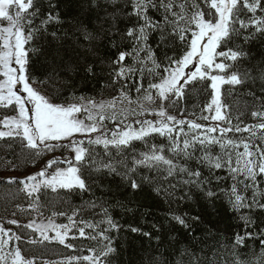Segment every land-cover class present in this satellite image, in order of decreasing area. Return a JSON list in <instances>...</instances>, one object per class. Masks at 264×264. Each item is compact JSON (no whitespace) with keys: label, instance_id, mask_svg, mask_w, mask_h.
<instances>
[{"label":"snow or ice","instance_id":"obj_1","mask_svg":"<svg viewBox=\"0 0 264 264\" xmlns=\"http://www.w3.org/2000/svg\"><path fill=\"white\" fill-rule=\"evenodd\" d=\"M202 3L206 7H201V0H182L180 3L177 0H70L71 15L65 21L61 19L60 12L53 14V9L58 5L53 4L52 0H47V8L44 0H0V20L7 21V26H0V105H14L18 111L16 116L4 118L2 123L8 131H0V137L22 135L30 149L35 150L43 145L46 150L54 151L60 146L71 147L75 153L74 161H64L68 164L66 168L57 167L49 174L48 170L59 163L53 158L39 172L20 180L29 195L38 193L41 187L51 188L54 192L65 189L81 194L92 193L94 189H101L104 178L111 175L120 176L125 186L133 191L141 189L144 183L155 185L153 190L167 200H171L177 189L183 191L186 188L187 191L179 199H190L199 194L210 200L226 196L234 211L253 207L264 209V202L257 199L258 195L264 198V192H258L256 184L257 176L264 175V145L252 143L257 132L264 131V60L253 63L255 57L246 50V46L253 40L264 37V0H202ZM155 14H159V17ZM122 22L125 24L123 29L120 27ZM65 24L68 26L66 31L48 33L50 26L63 27ZM69 32L75 37L74 47L69 46L74 58L70 57L65 62L60 57V71L95 76L98 67H106L113 85L123 81L118 96L107 102L97 103L94 99H89L84 103L65 105L51 102L32 86L38 81L32 80L28 74L30 50L26 45L47 39L48 36L53 41H63ZM116 37L120 38L119 42ZM152 37H155V48L150 43ZM105 39L116 49L114 59H104L98 55V45ZM126 39L131 40L132 47L121 51ZM177 39L183 46V54L169 56L167 50L175 45ZM62 48L63 45L57 47V57ZM158 51L161 56H158ZM129 57L132 58L134 67L127 65ZM137 72L140 74V82L130 85L127 82L129 77L135 76ZM148 77H151V81L144 88L143 80ZM197 80L211 81L212 103L216 105L215 115L202 118L226 121L229 124L231 121L222 115L219 104L221 85L245 86L249 80L253 83L261 82L262 95L256 97L252 93L260 107L253 110L251 115L262 122L244 128L235 127V132L249 133L247 140L237 142L225 139L224 134L233 131L231 127H205L169 114L166 107L168 101L173 97H183L186 86ZM132 87H135L138 94L144 93V101L159 102L160 106L156 109L144 108L138 99L136 103L140 110L132 109L130 105L133 100L128 91ZM79 99L84 101V97ZM124 99L128 100L129 108L122 109L119 116L127 119V112L129 115H154L157 119L134 121L140 125L138 129L131 124L121 129L120 124H117L109 138L102 131L104 122L117 119V101L122 102ZM207 107L211 109V105ZM85 113L90 123L79 118V115ZM185 124H188L189 129L204 128L205 131L189 138V133L183 128ZM178 125L180 127L177 129ZM217 130L221 133L219 138L211 135ZM76 133H100L94 139L89 136L87 143L102 144L106 149L104 159H96L93 149L83 147L84 140H74ZM152 133L166 136L168 146L153 145L148 152L140 153L139 156L133 154L131 159L125 156L132 141L145 139ZM61 141L67 143L59 144ZM214 145L220 146L221 153L213 154ZM109 146L116 151L113 153ZM241 146L243 152L234 151ZM198 152L201 154L197 155ZM224 167L232 173L234 183L231 189L213 191V170ZM145 168L148 169L147 175L141 174ZM204 168L209 170V175L204 174ZM240 176L244 178L239 181L244 185L243 190L239 189L237 183V177ZM215 179L221 178L216 176ZM14 180L15 178H10V182ZM249 188L252 189L250 201L243 194ZM117 203L120 207H125L123 202ZM113 207L115 205L110 201L99 197L78 207L68 217L69 225H57L50 220L48 224H29L27 227H34L44 240L50 239L47 231L51 229L55 232L52 239L65 244L71 227L77 226L74 217L91 212L93 219H81L79 224L83 226L78 228V232L79 237L95 241L97 246L88 248V255L72 259L87 264H112L111 254L116 249L112 247V237L108 233L121 228L111 215L110 208ZM96 216L100 219H95ZM171 219L190 232L193 224L198 227L200 221L199 216L189 217L186 213H173ZM239 219L243 234L236 232L230 247L219 246L230 254L223 258V264H264V228L254 233L251 229L256 228V225L251 217L240 216ZM9 223L17 224V221ZM105 224L107 228L103 227ZM86 229H90L93 234H87ZM130 231L141 232L137 227H130ZM12 235L14 234L10 235L0 227V236H9L11 239ZM142 235L151 237L150 232H143ZM254 235L260 237L261 252L252 253L249 258L243 250L248 248L247 241ZM15 238L20 239L19 236ZM8 243V240L0 238V264H9V260L11 264H32L31 261H25L19 248L14 252H5ZM67 247L71 248L73 245L68 244ZM200 252L203 253L204 250L201 249ZM218 255L215 251L214 258L192 253L191 264H201L202 259L206 264H219L215 258Z\"/></svg>","mask_w":264,"mask_h":264},{"label":"trees","instance_id":"obj_2","mask_svg":"<svg viewBox=\"0 0 264 264\" xmlns=\"http://www.w3.org/2000/svg\"><path fill=\"white\" fill-rule=\"evenodd\" d=\"M44 2L47 8V0H44ZM180 2L182 0H177V3ZM52 3L58 5L57 8L53 9V14L60 12L62 20L67 21L70 19V0H52ZM201 7H206V5H203L202 0ZM155 15L157 18L159 17V14ZM36 23L39 24V21H36ZM0 26H7V21L0 20ZM67 27V24L63 27L52 25L48 28V33L52 31L62 33L67 30ZM120 27L121 29L125 28V24L122 22ZM74 39L75 37L69 32L68 37L63 41H53L48 36L47 39L37 40L26 45V48L30 50L28 74L32 80L38 81L32 86L53 103L65 105L84 103L89 99H94L99 103L110 101L112 97L118 96L123 81L121 84L113 85L109 69L106 67L103 69L98 67L95 76H85L82 72L63 73L60 71V57H63L65 62L69 61L70 57L74 58V53L69 50L70 45L74 47ZM119 39V37H116L118 42ZM150 43L153 48L156 47L155 37L150 39ZM60 45H63V48L60 51V56L57 57L55 52ZM131 47V40L126 39L124 47L120 50H130ZM32 49H38V51H31ZM183 50V46L177 39L175 45L167 50V54L169 56L173 54L180 56L183 54ZM246 50L250 51L251 55L255 57L253 63L264 60V37L253 40L246 46ZM80 54L83 55L82 52ZM116 54V49L111 47L107 39L98 45L99 57L114 59ZM158 56H161L159 51ZM97 63L99 64V61ZM126 63L129 66H135L131 57L127 58ZM57 73L59 74L57 75ZM49 76H51L50 80L48 79ZM39 81L46 82L39 83ZM150 81L151 77L143 80L144 88L148 87ZM127 82L130 85L140 82L139 72L135 76H130ZM261 86L260 81L253 83L251 80L245 86L221 85L219 104L221 105L222 115L226 117V120H230L231 124L226 121H212L210 118L207 120L202 118L215 115L216 105L212 103L213 89L210 80H197L187 85L183 97L179 99L173 97L168 101L166 107L169 114L177 117V119L191 121L205 127H231L233 131L225 133V139H233L239 142L240 140H247L249 133L235 132V127L244 128L262 122L251 115L253 110L260 107L259 101L254 100L252 93H255L256 97H260L262 95ZM128 91L133 100L130 105L132 109L140 110L136 103L138 99L144 108H157L155 106L159 102L150 105L149 102L143 100L144 93L138 94L135 87ZM153 95L155 96V93ZM79 97H84V101H81ZM116 105L120 108V111L129 108L127 99L122 102L118 100ZM208 105H211L210 110L207 107ZM15 111L14 105L7 107L0 105V131L7 130L2 121L5 117L15 116ZM125 114L127 119L123 123H120L121 116L119 114L115 121L106 120L103 125L106 129L104 134L110 138L116 124L123 126L126 121L132 126H137L139 124L134 123L136 120H147L146 117L157 119L156 116L148 114L129 115L127 112ZM179 127L178 125L177 129ZM183 128L186 133H189V138L191 135H201L205 131L204 128L199 130L189 129L188 124L183 125ZM211 135L219 138L221 133L217 130ZM252 143L264 145V131H258L257 136L252 138ZM168 144L169 141L166 136L152 133L145 139L132 141L131 147L125 151V156L131 159L133 154L139 156L140 153L148 152L153 145L159 147L160 145L168 146ZM83 147L93 149L96 159H104L106 149L102 144L89 145L86 140ZM109 147L111 149V146ZM213 149V154H219L222 151L219 145H214ZM111 151L114 153L116 150L111 149ZM234 151L243 152V147L241 146ZM48 152L43 145L35 150L28 148L27 141L23 139L22 135L0 137V227L10 235L14 234L11 239H9V236H0V238L9 241L4 249L5 252H14L16 248H19L25 261H31L32 264H87V262L72 258L88 255L87 249L97 246L95 241L79 237L78 232V228L83 226L79 224V221L81 219H93V213H82L74 217L77 220V226L71 227L65 244L52 239L55 232L51 229L47 231L50 239L44 240L39 231H36L34 227H27V225H44L48 224L50 220L57 225H69L68 217L72 216L78 207L86 201L99 197H103L104 200H108L115 205V207L110 208L111 215L121 225L119 231L111 230L108 233L112 237V247L116 249V252L111 254L112 264H177V262L179 264H191L192 253L201 255V257L214 258V251L219 254L218 257H215L218 259L219 264H223V258L230 254L219 246L230 247L234 234L236 232L243 234L244 230L239 219L240 216L251 217L256 225V228L251 229L254 233L264 228V209L253 207L251 209L243 208L239 212L234 211L226 196H218V198L210 200L199 194L193 195L190 199H179L187 191L186 188L183 191L177 189L171 200H167L153 190L155 185L144 183L141 189L133 191L125 186V182L122 181L120 176H106L101 189H94L92 193L81 194L78 191L71 192L65 189H57L54 192L51 188L41 187L38 193L29 195L24 190V185L19 181L44 168L47 161L53 159L55 152L56 155L62 156L63 149L60 147V149H55L54 152ZM200 154L197 153V155ZM65 155L66 157L70 156L66 160L74 161L72 158L74 155L71 152L67 151ZM56 159L59 163L48 170L49 174L54 172L57 167H68V164L64 163L65 160ZM233 160H235V156H233ZM203 171L206 176L209 175L207 168H204ZM141 174L147 175L148 169H142ZM216 176L221 179L216 180ZM10 178H15V180L10 182ZM243 179V176L237 177V183ZM233 183L232 173L227 167L213 170L211 185L213 191L231 189ZM256 184L258 192H264V175L257 176ZM239 189H244L243 183H239ZM243 194L250 201L252 189L249 188ZM257 199L264 202V198L259 195ZM117 202H123L125 207H120ZM59 213H64V215H59ZM173 213L177 215L186 213L189 217L199 216V226L197 227V224L194 223L191 232L185 230L171 219ZM95 219H100V217L96 216ZM12 220H16L17 224L9 223ZM153 225H156V227H153ZM103 227L107 228L108 226L105 224ZM130 227H137L141 232H131ZM143 232H150L151 237L142 235ZM86 233L93 234L90 229H86ZM16 236H19L20 239L17 240ZM73 237H76V239H73ZM259 239V235H254L252 239L247 241L248 248L243 251L249 258H251L252 253L259 254L261 252ZM68 244H72L73 247H67ZM201 249L204 250L203 253L200 252ZM181 253H183V256H181ZM9 264H11V260H9ZM201 264H206V262L202 259Z\"/></svg>","mask_w":264,"mask_h":264},{"label":"rangeland","instance_id":"obj_3","mask_svg":"<svg viewBox=\"0 0 264 264\" xmlns=\"http://www.w3.org/2000/svg\"><path fill=\"white\" fill-rule=\"evenodd\" d=\"M15 66V65H14ZM191 67V66H190ZM22 87V86H21ZM109 101V100H108ZM52 102V101H51ZM105 102H107V101H105ZM152 103H150V105H151ZM160 105H159V103H157L156 104V106L155 107H159ZM28 107H30V105L28 106ZM121 107V106H120ZM115 111L117 112V114H119V112H120V108L116 105V109H115ZM16 115L18 114V111H17V109H16ZM15 115V116H16ZM155 117V116H154ZM79 118L80 119H82V120H85V123H90L88 120H87V114L85 113V114H81V115H79ZM147 118V120H154L155 118H153V119H151L150 117H146ZM121 120H123V121H125V119L123 118V117H121ZM126 124L127 125H129V123L126 121L125 122V124H123V126H120V128L121 129H123L125 126H126ZM133 128H139L140 126L139 125H137V126H135V125H133L132 126ZM117 128V124H116V127L114 128V130ZM5 131H8V128H7V130H5ZM103 134L106 132V129L104 128V126H103ZM112 133V132H111ZM100 133H93V134H80V133H76V134H74V137H73V139L74 140H76V141H80V140H84V141H86V140H88V138H89V136H91V138L93 139V138H95V136L96 135H99ZM105 135V134H104ZM50 143H57V142H50ZM64 143H67L66 141H61V142H59V144H64ZM56 149H60V147H56ZM61 149H63V152H61V154H62V156H58V155H56V152L53 154V157L52 158H58L59 160H66V158H69L70 156H67L66 157V155H65V152H67V151H69V152H71L74 156H75V153H74V151L72 150V148L71 147H64V148H62L61 147ZM49 152H54V151H49ZM48 152V153H49ZM73 159H74V157H72Z\"/></svg>","mask_w":264,"mask_h":264}]
</instances>
